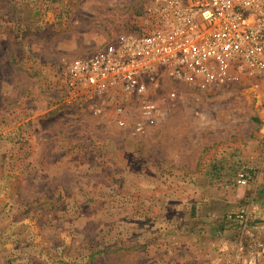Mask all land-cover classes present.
Returning <instances> with one entry per match:
<instances>
[{
    "label": "rangeland",
    "instance_id": "obj_1",
    "mask_svg": "<svg viewBox=\"0 0 264 264\" xmlns=\"http://www.w3.org/2000/svg\"><path fill=\"white\" fill-rule=\"evenodd\" d=\"M146 1L0 0V264H264L260 77L156 81L141 135L63 83Z\"/></svg>",
    "mask_w": 264,
    "mask_h": 264
},
{
    "label": "built area",
    "instance_id": "obj_2",
    "mask_svg": "<svg viewBox=\"0 0 264 264\" xmlns=\"http://www.w3.org/2000/svg\"><path fill=\"white\" fill-rule=\"evenodd\" d=\"M243 71L264 82V0H147L136 29L75 59L61 77L77 95L110 101L116 126L141 135L160 122L156 81L223 84ZM250 179L239 171V183Z\"/></svg>",
    "mask_w": 264,
    "mask_h": 264
},
{
    "label": "crops",
    "instance_id": "obj_3",
    "mask_svg": "<svg viewBox=\"0 0 264 264\" xmlns=\"http://www.w3.org/2000/svg\"><path fill=\"white\" fill-rule=\"evenodd\" d=\"M261 188L262 190L260 194H257L256 199L251 204L253 206L256 218H259L264 215V185ZM262 228H264V225L262 226Z\"/></svg>",
    "mask_w": 264,
    "mask_h": 264
}]
</instances>
